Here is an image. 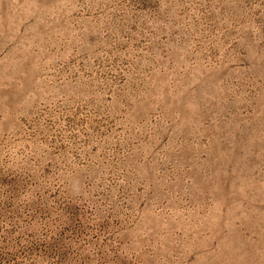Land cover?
<instances>
[{
    "label": "rangeland",
    "instance_id": "rangeland-1",
    "mask_svg": "<svg viewBox=\"0 0 264 264\" xmlns=\"http://www.w3.org/2000/svg\"><path fill=\"white\" fill-rule=\"evenodd\" d=\"M0 264H264V0H0Z\"/></svg>",
    "mask_w": 264,
    "mask_h": 264
}]
</instances>
